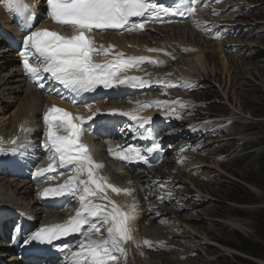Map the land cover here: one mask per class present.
Returning a JSON list of instances; mask_svg holds the SVG:
<instances>
[{
	"label": "rangeland",
	"instance_id": "1",
	"mask_svg": "<svg viewBox=\"0 0 264 264\" xmlns=\"http://www.w3.org/2000/svg\"><path fill=\"white\" fill-rule=\"evenodd\" d=\"M216 1L200 0L202 15L197 13L200 21L206 18L201 31L207 40L194 49L204 73L191 68L190 87L175 82L174 94L167 95L186 107L177 106L179 118L174 113L170 140L178 148L156 170L167 183L156 187L157 199L149 194L161 212L149 210L142 228L153 227L163 246L145 245L138 257L148 264H173L170 259L183 250L197 258L177 264H264V0ZM214 40L221 48L213 47ZM185 60H179L181 66ZM169 69L175 65L157 75ZM161 87L166 88H154L155 100L163 99ZM20 98L1 103L2 121L12 119ZM161 192L166 201H158ZM171 198L176 200L167 204ZM200 240L208 246L200 248Z\"/></svg>",
	"mask_w": 264,
	"mask_h": 264
},
{
	"label": "snow or ice",
	"instance_id": "2",
	"mask_svg": "<svg viewBox=\"0 0 264 264\" xmlns=\"http://www.w3.org/2000/svg\"><path fill=\"white\" fill-rule=\"evenodd\" d=\"M46 3L48 16L54 22L69 27L72 34L67 36L46 29L30 31L23 40V68L40 89L51 82L61 85L71 94H80L93 92L101 86L104 89L120 86L144 88L152 83L173 86L171 80L153 81L126 75L129 70L139 69L145 63L162 66L164 62L145 55H126L123 51L114 50L115 46L112 44L97 45L95 35L97 31L103 33L107 30L143 32L147 23L161 21L164 17L186 14L191 17L200 0H172L169 5L158 0H46ZM6 6L23 17L25 27L32 28L34 14L23 0H7ZM196 26L200 27L199 23ZM146 51L159 53L164 50L147 48ZM165 54L171 55L167 52ZM96 55H111L112 58L97 63L94 60ZM49 91L57 90L49 87ZM69 102L77 103L74 98H69ZM83 106L90 113L87 118L79 114L73 115L56 105L43 113L46 131L42 147L49 154V163L47 167L36 168L33 172L34 178H42L56 169H68L69 174L62 184L43 188L39 196L55 198L67 194L78 200L79 208L67 221L41 227L30 234L24 239V244H52L74 234L80 238L74 246L76 250L70 253L69 264H120V259L127 255L125 245L128 242L131 241L138 247L141 244L133 236L135 205H129L125 211L107 196V189L125 195H131V189L116 187L107 177L99 174L98 170L104 165L94 160L90 148L82 142V135L89 131L90 122L95 121L101 110L94 108L92 103H84ZM177 106L186 107L182 101L154 100L137 102V107L128 111L109 109L108 114L127 117L134 122V126L121 129L122 132L127 130L134 138L150 141V146L145 148L118 145V150H113L110 147L109 154L126 163L147 164L148 156L159 150L160 145L155 139L158 132L151 127V117H142L139 111L156 107L167 115L175 113L179 118ZM61 130L67 134H60ZM17 139L9 142L13 145L9 148H5L4 142L0 141V154L18 153L23 144H18ZM58 175L63 176L65 173L60 172ZM46 179L51 180L53 177L47 175ZM142 243L153 246L147 239ZM63 251L68 252V246Z\"/></svg>",
	"mask_w": 264,
	"mask_h": 264
},
{
	"label": "bare ground",
	"instance_id": "3",
	"mask_svg": "<svg viewBox=\"0 0 264 264\" xmlns=\"http://www.w3.org/2000/svg\"><path fill=\"white\" fill-rule=\"evenodd\" d=\"M32 1L34 3L37 1L36 5H39L40 7V0ZM6 2L7 0H0V44H6V49L0 50V112L2 111L1 103L13 104L12 102H17L20 96L22 98H20L19 106L14 114H12L13 117L11 120L2 121L0 118V141L4 142L3 146L5 148H9L13 147L9 142L14 138H18L17 143L23 144L24 149H22V152L29 158V160H25L24 157H19L23 158L19 159V155L14 156L10 152L7 154H0V264H32L30 258L23 259L22 256H17L14 254V251L10 246L4 245V242L10 239L9 227L12 223H16L18 219L21 218L19 215L21 212L26 216H29L33 222L42 225H47L54 221H64L74 214L70 210H62L58 212L51 210L50 208L52 207H50L49 198H42L39 196V193L43 188L47 187L48 184H41V181L43 180L34 178L33 173L29 170V167L31 166L30 159L35 155H38L40 158L49 155L42 147L44 133L46 131L43 121V113L52 105L60 104V100H64L61 96L66 97L65 99H67V96L62 90L53 86L51 88L56 89L57 91L50 92L47 83L45 90L38 88L28 74H26L23 68V56L21 58L20 54H18V56L15 55V49L12 47L17 48L18 46H21L23 49V40L27 34L22 29L12 10H9L6 6ZM169 2H172V0H163L165 5H169ZM202 7L201 3H199L196 12L191 17L187 14L185 16H176L177 22L174 26H166L167 24L164 23V26L159 28L160 23L153 24L152 26H154V28H150L153 30V33L147 35H143L142 33L138 35L126 33L123 34V36H118L105 33L99 38V42L103 45L105 43L107 45L110 43L115 46L116 50L123 51L125 54L150 56L164 62L162 66L145 63L141 65L139 69L133 70L135 76L151 79L153 81L157 79H166L173 81V85L177 82L181 86H189L191 83L187 80L186 73L190 72L191 68H197L200 73H204L205 71L203 64L201 63V56L197 55L198 52L194 50L195 45H198L201 41L205 43L207 40L205 36L203 37V32L201 31V28L204 29L206 18L204 19L202 17L201 21L197 18V13L202 15ZM44 13L47 12H43V9L42 11L40 10L41 20L45 17ZM172 18L175 17L172 16ZM197 23H199L200 27L196 26ZM149 27L150 26L146 28V32ZM218 28L220 27L217 26V29ZM96 39L98 40L97 36H95V41ZM216 45L221 48L222 44L220 42L213 43V47ZM227 45L228 44L225 43V46ZM147 48H160L164 51L159 53L148 52L146 51ZM206 48H204V50H207ZM165 52L171 53V55H166ZM177 56H179V60L186 59L184 61V66H181ZM30 62L33 61L30 59ZM173 64L175 65V69H169L167 71L168 74H171L170 76L168 74L164 75L163 73L157 75L158 71L167 69ZM148 67H154V69L148 71ZM174 78L177 79L174 80ZM185 82H187V84ZM152 84L158 85L157 83ZM144 88L146 90H151L157 88V86L150 85ZM173 88L174 87L169 86V89H164V91H166L167 94H174L168 92L173 91L171 90ZM177 88L179 89V87ZM136 89L139 88L120 86L113 88L112 95L121 96L124 93ZM139 99L142 100L143 97H140ZM163 99L173 101L167 95L163 97ZM129 100L132 102L126 101L125 103L133 105L136 108L137 102H133L134 100L132 98H129ZM121 101L123 102L124 99H121ZM144 101L154 100L146 98L145 96ZM79 102L80 106L76 108V111L81 115H84L87 112L83 106L84 103H92L94 108H99L101 111L110 109L109 107L104 106V101H99L97 99H83V96H80ZM115 103H118V101H115ZM126 107L129 108L130 106L128 105ZM146 110H151V113L157 116L162 115V111L156 107H149ZM172 118L173 117L169 116V121L172 120ZM176 126L177 121L171 124V128ZM254 128H256V126H254ZM183 135H188V133L184 132ZM179 136H181V134H179ZM133 144L134 142L132 140L123 139L121 146ZM117 146L114 147V144L110 142L105 146V152L109 154L110 147L113 150H118ZM99 147L100 146H97L93 151L94 160L97 163H102L104 165L102 169L98 170L99 174L107 177L108 181L116 187L131 189V195H125L123 193L117 194L112 192L111 189H107V196L112 201L115 199L119 201L120 206L126 211L128 210L129 205H135L133 236L135 240L141 242V244L138 247L135 243L130 241L125 245L127 249V260H129L128 262L130 264H148L147 262H144L142 258L138 257L139 255L143 256L141 250L146 248L142 241L147 239L152 243L160 244V247L163 246V243H161V238L159 236L152 233L155 231L153 227H150V230L144 227V231H139V223L144 218L142 212L144 207L146 211L154 210V207L150 205L145 197V195L149 193L151 197L155 198V193L148 190V188L152 186L151 178L159 181L156 186H160L161 184L165 186L167 183L166 175L162 171H150L148 175H140L138 174L140 168L137 167L136 163L120 161L110 154L112 161L106 160ZM179 147H181V145H179ZM171 160H173V158L169 159V161ZM82 178L86 179V177ZM174 200L176 199L171 198L167 200V204H170ZM160 212V210L155 209L153 213L157 214ZM174 213L175 212L172 214ZM168 214H171L170 209ZM3 226L6 227V232H1ZM198 242L200 248L208 246L205 241L200 240ZM76 243L72 244V251L76 250L74 247ZM215 246L224 248L223 245L218 243ZM195 248V250L201 251L198 247ZM195 258H197L196 252L183 250L179 253L178 257L175 258V261L174 257L170 260L173 261V264H177L182 263L179 262L181 259L192 260ZM166 260L168 261V258ZM69 261L70 260H67L60 264H69ZM151 264H158V262L155 261Z\"/></svg>",
	"mask_w": 264,
	"mask_h": 264
}]
</instances>
